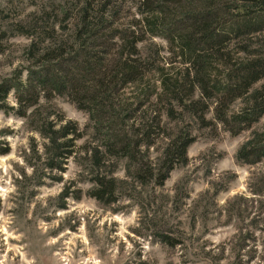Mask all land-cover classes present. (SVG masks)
Returning <instances> with one entry per match:
<instances>
[{
  "label": "rangeland",
  "instance_id": "rangeland-1",
  "mask_svg": "<svg viewBox=\"0 0 264 264\" xmlns=\"http://www.w3.org/2000/svg\"><path fill=\"white\" fill-rule=\"evenodd\" d=\"M91 1L87 16L103 19L97 34L105 42L98 50L105 51L106 60L117 58L122 38H139L135 58L143 63L144 75L136 87H119L115 100L136 110L131 124L156 114L161 129L153 131L147 158L159 156L164 134L185 132L193 138L187 162L177 164L161 186L128 179L116 202L104 205L87 193L91 184L82 147H89L94 137L88 113L66 94L56 93L40 95L36 105L22 111L11 92L7 109L0 111V141L9 147L0 155V264H264V159L246 164L235 158L251 133L264 129V115L238 130L233 120L224 125L212 118L216 100L211 98L205 123L175 102L174 114L167 117L169 97L156 98L159 78L175 79L184 71L180 51L173 50L159 28L152 34L146 20L140 22L138 0ZM85 4L87 0H0V32L8 37L2 41L0 81L19 70L24 81L38 67L26 55L32 42L42 46L56 38L70 44ZM221 48L229 53L230 64L264 56V25L226 37ZM263 82L254 83L250 92ZM242 106L236 99L228 113L238 114ZM32 110L51 119L62 116L83 131L77 156L63 172L48 171L37 158L43 140L21 116ZM124 166L117 161L116 178H126Z\"/></svg>",
  "mask_w": 264,
  "mask_h": 264
},
{
  "label": "trees",
  "instance_id": "trees-1",
  "mask_svg": "<svg viewBox=\"0 0 264 264\" xmlns=\"http://www.w3.org/2000/svg\"><path fill=\"white\" fill-rule=\"evenodd\" d=\"M91 3L87 0L70 44L52 38L47 42L43 40L42 46L33 42L29 45L27 59L38 67L29 71L24 81L20 78V70L13 78L0 81V111L7 109L11 92L16 95V103L22 111L36 105L40 95L50 93L66 94L79 109L86 111L93 123L94 135L87 143L89 147H82V158L91 184L87 193L108 205L116 202L128 179L140 184L151 181L161 186L177 164L187 162L186 151L193 138L185 132L164 134L166 141L159 156L152 161L147 158L153 131L161 129L156 114L131 124L129 118L136 110L126 102L115 100L119 87L128 84L136 87L144 75L143 63L135 58L139 55L136 48L139 38H122L117 47L120 50L117 58L106 60L105 51L98 50L105 42L102 35L97 34L101 29L98 22L103 19L92 21L88 18ZM136 11L140 22L146 20L150 33H158L155 31L159 28L173 50L180 51L186 65L178 78H159L156 98L169 97L167 117L174 114L171 102H175L199 122L205 123L204 110H209L207 102L211 98L216 100L212 118L224 125L233 120L238 130L250 128L264 115V82L250 92L254 83L264 80V56H248L230 64L229 53L221 48L228 36L261 29L264 0H138ZM24 28H18L19 33L28 35ZM7 39L6 33L0 32V53L3 52L2 41ZM195 93L197 99L193 98ZM236 99H241L243 106L238 114L230 115L227 109ZM29 101L32 103L28 104ZM21 116L27 118L31 129L43 140L35 154L42 160L44 168L63 172L69 159L77 156L76 143L83 138V131L75 122L62 116L51 119L36 110L28 116L23 112ZM34 120L38 124L33 125ZM237 131L232 130L233 133ZM8 152L7 143L0 141V155ZM235 158L246 164L264 159V129L253 131L238 148ZM120 160L125 162L124 179L114 176L116 163Z\"/></svg>",
  "mask_w": 264,
  "mask_h": 264
}]
</instances>
